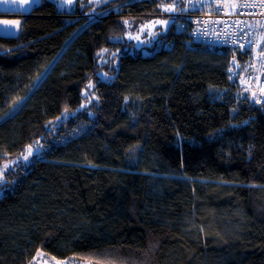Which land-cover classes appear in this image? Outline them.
<instances>
[{
  "label": "trees",
  "instance_id": "16d2710c",
  "mask_svg": "<svg viewBox=\"0 0 264 264\" xmlns=\"http://www.w3.org/2000/svg\"><path fill=\"white\" fill-rule=\"evenodd\" d=\"M171 2L41 0L0 34V169L43 155L0 182V264H264V102L227 80L228 52L173 21L150 54L109 56L126 18ZM64 113L59 131L86 128L58 141Z\"/></svg>",
  "mask_w": 264,
  "mask_h": 264
},
{
  "label": "built area",
  "instance_id": "2783aa9c",
  "mask_svg": "<svg viewBox=\"0 0 264 264\" xmlns=\"http://www.w3.org/2000/svg\"><path fill=\"white\" fill-rule=\"evenodd\" d=\"M171 16L185 46L227 51V80L264 102V0H183Z\"/></svg>",
  "mask_w": 264,
  "mask_h": 264
},
{
  "label": "rangeland",
  "instance_id": "374dc122",
  "mask_svg": "<svg viewBox=\"0 0 264 264\" xmlns=\"http://www.w3.org/2000/svg\"><path fill=\"white\" fill-rule=\"evenodd\" d=\"M41 0H0V7L2 9L11 10V11H21L28 12L30 8L39 3ZM56 3L57 9L63 11H73L77 7H83L85 1H105V0H52ZM179 0H173L171 3L164 4L158 13H151L145 18H126L125 19V32L121 35L115 36L114 41L121 42L117 45L112 52L110 53V58L115 55L123 52L136 53L140 52L144 55L151 53V45L155 44L158 41V36L160 33H163L167 30L169 25L174 21V18L171 16L172 13L176 11V4ZM168 6H172V10H166ZM1 15V14H0ZM7 22V23H5ZM22 17L19 15L16 16H4L0 17V34L1 35H14L16 34L21 26ZM106 50H104L99 56V62L105 60ZM100 77L102 79H111L113 75L105 74L101 72ZM70 113H64L57 121L51 123L49 128L53 133L58 134V141H65L70 136H74L86 128L85 124H79V128H72L71 130H60L62 126V120L68 118ZM65 125V124H64ZM59 132V133H58ZM38 145L34 146L31 149H28L25 154H21L17 157H14L11 160L5 162L0 169V172H3L0 182L4 180V173L10 167H14L17 164H23L29 162L31 157L43 156L41 153L42 144L37 143ZM31 151V154H29ZM25 157H27L25 159ZM2 191H0V195ZM30 264H100L90 261L82 260H60L56 259L42 251H38L35 257L33 258Z\"/></svg>",
  "mask_w": 264,
  "mask_h": 264
},
{
  "label": "crops",
  "instance_id": "0c3cea01",
  "mask_svg": "<svg viewBox=\"0 0 264 264\" xmlns=\"http://www.w3.org/2000/svg\"><path fill=\"white\" fill-rule=\"evenodd\" d=\"M3 8V7H2ZM0 7V17H4V16H13V15H21V14H26L27 12H21V11H11V10H6V9H2Z\"/></svg>",
  "mask_w": 264,
  "mask_h": 264
},
{
  "label": "snow or ice",
  "instance_id": "6c2138e0",
  "mask_svg": "<svg viewBox=\"0 0 264 264\" xmlns=\"http://www.w3.org/2000/svg\"><path fill=\"white\" fill-rule=\"evenodd\" d=\"M26 2H27V0H26ZM166 10H172V6H168V8ZM5 23H7V22H5ZM29 149H31V146H29ZM29 154H31V151H29ZM26 158L27 157H25V159ZM2 176H3V172H0V178H2Z\"/></svg>",
  "mask_w": 264,
  "mask_h": 264
},
{
  "label": "bare ground",
  "instance_id": "6f19581e",
  "mask_svg": "<svg viewBox=\"0 0 264 264\" xmlns=\"http://www.w3.org/2000/svg\"><path fill=\"white\" fill-rule=\"evenodd\" d=\"M179 9V8H178ZM177 10V9H176ZM228 63V62H227ZM227 67V66H226ZM225 71H226V69H225Z\"/></svg>",
  "mask_w": 264,
  "mask_h": 264
}]
</instances>
